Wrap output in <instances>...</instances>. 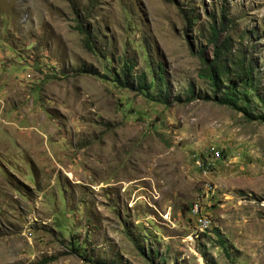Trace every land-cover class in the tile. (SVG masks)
I'll list each match as a JSON object with an SVG mask.
<instances>
[{
  "label": "rangeland",
  "instance_id": "1",
  "mask_svg": "<svg viewBox=\"0 0 264 264\" xmlns=\"http://www.w3.org/2000/svg\"><path fill=\"white\" fill-rule=\"evenodd\" d=\"M222 13L264 98V0H0V264H264V121L199 77Z\"/></svg>",
  "mask_w": 264,
  "mask_h": 264
},
{
  "label": "trees",
  "instance_id": "2",
  "mask_svg": "<svg viewBox=\"0 0 264 264\" xmlns=\"http://www.w3.org/2000/svg\"><path fill=\"white\" fill-rule=\"evenodd\" d=\"M211 19L213 22L209 25L210 35L207 42L213 47V58L210 61H207L201 54L199 55L202 64L199 77L208 81L212 92L210 99L219 105L227 106L240 112L248 121L261 119L264 121L262 115L254 114L251 110L250 101L251 97L254 95L264 112V98L260 97L258 94L257 86L255 85L253 66L250 62H247L243 55L235 60L229 57L231 54L229 38L226 37L223 40H220L221 32L226 30L224 13L221 14V22L219 26L216 24L213 16ZM82 27L83 26L79 24L77 30L81 34H84V29ZM84 42L87 49L92 50L88 35H85ZM131 70L132 66L124 64L122 68V79L115 78L114 81L123 87H132L133 82L129 81V73H131ZM79 72L82 74L95 75L94 72L87 69H81ZM158 76L159 83L163 85L164 81L162 75L158 73ZM135 83L139 92L149 90L154 85L153 82L147 83L144 75L138 77V80L135 81ZM194 97L193 91L189 90L188 100H191ZM158 99L159 102L163 104L167 103L165 98L163 100H161L162 98ZM220 246L228 255L225 244L222 241H220ZM140 252L143 253L142 250H140ZM154 255L157 256L155 253ZM201 255L204 258L205 250L201 252ZM83 259L89 264H108L104 261L92 260L90 257L83 256Z\"/></svg>",
  "mask_w": 264,
  "mask_h": 264
},
{
  "label": "bare ground",
  "instance_id": "3",
  "mask_svg": "<svg viewBox=\"0 0 264 264\" xmlns=\"http://www.w3.org/2000/svg\"><path fill=\"white\" fill-rule=\"evenodd\" d=\"M193 211L196 213L195 215H197L199 217V223H200L201 227L202 228L209 227L210 220L206 215H204V212H203L201 205L194 206Z\"/></svg>",
  "mask_w": 264,
  "mask_h": 264
}]
</instances>
